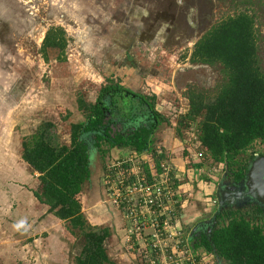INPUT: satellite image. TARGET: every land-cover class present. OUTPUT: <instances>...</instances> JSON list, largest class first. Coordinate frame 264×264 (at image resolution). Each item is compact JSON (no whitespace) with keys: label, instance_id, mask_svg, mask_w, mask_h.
I'll return each mask as SVG.
<instances>
[{"label":"rangeland","instance_id":"rangeland-1","mask_svg":"<svg viewBox=\"0 0 264 264\" xmlns=\"http://www.w3.org/2000/svg\"><path fill=\"white\" fill-rule=\"evenodd\" d=\"M174 1L0 0V136L3 137L0 139V154L5 156L10 140L19 139L22 145L24 139L31 137L43 124H52V142L69 145L71 125L86 120L78 107L79 99L95 104L104 88L119 85L142 99L155 98V110L164 118L155 139L160 134V137L167 136L170 143L172 137H178V130L183 131L186 144L183 146L182 143L174 151L183 160L180 164H187L193 158L196 160L198 154L190 141L197 145L194 134L198 135L199 131L197 127H180L179 122L185 105L189 104L186 94L197 84L190 81L186 88L179 90L176 84L173 85L174 79L184 67H193L194 46L203 35L227 18L241 13L254 18L258 56L264 70V0H200L198 7L188 3L180 13L174 10ZM50 28L65 30L67 47L61 56L58 52L48 51L46 59L42 47ZM126 69L133 72L127 81H123L120 77ZM208 72L216 78L214 84L222 83L221 66H212ZM196 88L197 92L202 90ZM214 90H207L208 95ZM120 103L123 117L125 114L134 117L140 114V100L129 98ZM129 110L134 114H129ZM116 113L113 130H131L130 125L122 124V114ZM12 130L13 137L10 135ZM186 132L193 138H185ZM86 138L89 142L94 140L93 136ZM160 143L157 146H161ZM174 151L168 152L176 159ZM92 153L97 157L95 164L100 171L112 158L111 153L106 159L97 150ZM93 155L91 168L95 161ZM238 160L247 162L249 157L241 155ZM203 165L199 162L193 167L196 169L194 178L202 179L198 184L190 181L174 186L182 193L193 194L180 211L182 219L195 200L194 194L201 193V198L198 196L196 201L201 202V210L192 223L205 218V210L214 208V188L209 184L214 182L216 185L223 173L222 165L217 166L218 171L214 170L216 166H210V172H216L212 173V179L206 174L205 168L209 166ZM12 168L11 165H1L0 177H6L1 175L9 174ZM100 184L102 187L101 179ZM8 208L5 213L9 212ZM62 223L65 227L66 223ZM5 224L6 219L0 218V264H41L42 258L39 257L38 261V256H27L23 246L17 245L20 243L9 246L14 244V236L11 229L3 228ZM65 231L68 234L66 227ZM82 244L78 242L77 255L81 253ZM16 252L20 255L17 256ZM208 258L214 259L212 255Z\"/></svg>","mask_w":264,"mask_h":264},{"label":"trees","instance_id":"trees-1","mask_svg":"<svg viewBox=\"0 0 264 264\" xmlns=\"http://www.w3.org/2000/svg\"><path fill=\"white\" fill-rule=\"evenodd\" d=\"M65 36L62 28L48 30L42 47L46 59L48 51L58 52L59 56L65 53ZM192 62L219 65L224 76L212 95L205 91L186 94L189 104L185 105L179 124L197 127L199 131L198 135L194 134L198 139L195 149L200 147L198 152L202 155L193 162L216 166L215 171L222 165L241 180L247 172L248 161L238 160L239 156L251 158L254 152L264 153V70L258 56L254 18L241 13L217 24L195 45ZM114 91L124 92V88L119 85L104 88L95 104L79 99L78 107L86 120L71 125L69 145L52 142V124H43L22 144V159L38 174L39 185L34 196L40 204L49 207L48 214L66 223L72 242L83 243L75 264H116L106 247L112 236L110 229L92 226L83 213V194L92 177V152L96 149L105 159L112 149L137 154L148 152L149 165L145 169L150 166L156 172L165 156V153L157 156V144L153 141L158 126L164 122L154 109L155 98L145 101L152 124L115 132L113 119L108 120L107 103L103 102ZM122 118L133 120L131 116ZM92 135L94 140L89 142L86 137ZM177 136L183 140V131L178 130ZM186 137L193 138L189 132L185 133ZM193 162L187 165L192 171ZM104 171L105 164L101 182ZM209 185L215 187L214 182ZM212 209L210 216L215 217V224L209 233L206 230L195 236L194 252L212 255L213 264L218 260L225 264H264V210L259 208L254 211L258 214L253 215L246 211L243 215L241 211L220 212L217 205ZM137 261L147 263L139 258Z\"/></svg>","mask_w":264,"mask_h":264},{"label":"crops","instance_id":"crops-1","mask_svg":"<svg viewBox=\"0 0 264 264\" xmlns=\"http://www.w3.org/2000/svg\"><path fill=\"white\" fill-rule=\"evenodd\" d=\"M131 72L133 71L129 69L124 70L123 76L120 78H123V81H125V79L127 81ZM129 92L132 93L131 91ZM158 131L159 130L155 132L153 141L155 140V143L158 144L162 139L160 144L166 150H178L177 148L182 146V143L183 146L186 144V140H182L179 137H172L170 143H168L167 136H161V138L160 134L157 135L158 139L156 140L155 137ZM13 133L12 130L10 133L12 137ZM35 133L36 132L33 134ZM0 139H3V137L0 136ZM13 140H10L9 145L7 144L6 150L9 146L10 147L8 151H6L5 156L3 157V155L0 154V166L11 165V167H13L9 174L1 175L6 177H0V218L6 219V224L3 228L11 229L13 232L12 236H14L12 240L14 244H10L9 246H16V243H20L17 245L23 246L22 248L26 255L32 254L38 256V261L39 257L42 258L41 264H75L74 259L79 255L76 254L77 249H79L78 243L71 241L68 234H66L62 221L52 214H48L49 207L40 204L34 196V191L39 183L36 179L38 178V174H34L22 159V145L19 144L20 140ZM192 142L193 140L190 141V145L193 147L198 145L194 146ZM128 151L129 150L125 149H112L110 153L111 157H118L120 155H125ZM176 155L177 158L174 159V164L176 168H178V171H180L178 174H181V177H183V174L187 176L186 164H180L183 160L180 154L177 153ZM193 161H195V158H193L190 163ZM197 163L193 162L194 166ZM203 166H205V164ZM209 168L210 167L205 168L208 176L211 173ZM194 176V172L193 174H189L188 182L191 181L193 183L194 181L195 184H198L201 178L197 179L196 177L194 178ZM182 182L187 183L185 180ZM211 187L213 186L211 185ZM99 191L100 189L97 191L91 180L83 194L84 215L92 226L110 229L112 236L107 241L106 247L112 261L116 264H139L137 258L131 254V249L125 246V222L122 215L119 211L107 207L104 204V196H101ZM198 196L201 198V193H199V191L196 195L194 194L195 200L192 206L187 208V212L182 219L184 229L186 227V232H191L200 221L211 220L213 218L210 216V211H213V209L207 212L205 210L203 215L205 218L202 217L203 219L197 222L193 221L194 223H192L193 218L197 217V214L200 212L199 210H201L199 209L201 202H196L199 199ZM7 208L9 212L6 211L5 213V209ZM0 229L2 230L1 225ZM16 254L17 256L20 255L19 252H16ZM25 259L27 260L28 258Z\"/></svg>","mask_w":264,"mask_h":264},{"label":"built area","instance_id":"built-area-1","mask_svg":"<svg viewBox=\"0 0 264 264\" xmlns=\"http://www.w3.org/2000/svg\"><path fill=\"white\" fill-rule=\"evenodd\" d=\"M199 149L196 148L198 159L202 155ZM147 153L129 150L105 163L104 204L122 215L125 246L146 264H213L207 254L194 252L180 217L192 194L174 188L184 180L188 182V175L195 171L186 167L187 176L181 177L172 153L161 146L156 148L158 157L165 153L159 171L150 166L146 170ZM212 173L216 172L211 171V178Z\"/></svg>","mask_w":264,"mask_h":264},{"label":"flooded vegetation","instance_id":"flooded-vegetation-1","mask_svg":"<svg viewBox=\"0 0 264 264\" xmlns=\"http://www.w3.org/2000/svg\"><path fill=\"white\" fill-rule=\"evenodd\" d=\"M199 2H200V0H175L173 2V7H174V10L177 9V11H176L177 13H180V11H182L183 8H186V6H188V3H193L195 5V8H196L200 5ZM205 35H203L202 38ZM189 64H191V63H189ZM192 64H193V67H191V66L188 68L184 67V70H182L181 72L178 73V75L174 79L173 85L176 84L177 87H179V90H181L183 88H186L188 82L191 81V82H194L197 84L196 87H199L200 89H202L200 91H205L207 93H208L207 90L210 91V90L215 89L214 91H216V89L218 88L219 85L214 84V81L216 80V78L214 77L213 74L208 72L209 68L212 66L209 64H205V63H193L192 62ZM202 69H205L208 71H205V72L200 71ZM198 72L199 73L201 72L202 74H196ZM215 85H216V87H215ZM196 87L192 88L191 91H197ZM129 98L138 99V101L140 100V104H141V106H140L141 109L139 111L140 114H138L137 117L125 114L124 117L129 118L131 116L133 118V120L127 121L126 119L121 118L122 124L127 125V126L130 125L133 128L134 127H140V126H149L150 124H152L154 121L150 119L151 113H150V108L145 103L146 99H142L138 96H135V94H133V92L130 93V92H127L125 90H124V92H121V91L115 92L114 91V92L110 93L109 96H105V98L103 99V102L106 101L107 108L109 110L108 111V114H109L108 120L114 119L117 115L116 112H120L123 116L124 111L119 110V109H121L120 108V104H121L120 102H125ZM129 105L131 106L133 104L129 103ZM153 106H154V104H153ZM133 108H135V107H133ZM113 109H115V111H113ZM154 109H155V107H154ZM129 111H130L129 114H134V112H132L133 110H129ZM159 127H160V125L158 126L157 130L159 129ZM92 155H93V153H92ZM93 156H94L95 161L93 163L94 167L92 168V179L91 180L93 182V186L96 187L97 191L100 189L99 194L101 196H103L104 191L102 190V187L100 184V179H101L100 174H102V173H101L100 169L98 168V166L95 164V162H98L97 157L95 155H93ZM261 157H264L263 152H254L252 154V157L249 158V160L247 162L248 166L252 162L256 161L257 159H259ZM248 166H247V168H248ZM246 174H247V172H246ZM218 192H219L220 197L225 201L224 206L221 209H219V203H218V198H217ZM247 193H248V191L246 188L245 176L241 180H237L236 177L234 176V174L232 172H230L229 170L227 171V168L225 167V169H223V173L219 177V180H217V184L214 187V194H215V198H216L215 200H216V205L218 206V210L220 212L223 210H227V211L231 210L233 212L241 211L243 215L246 214V211H248V212L251 211L252 212L251 215H253V213L260 210L259 208H261V207H259L257 205L256 200L252 199V201H250L249 197L247 196ZM255 214H258V213H255ZM257 216H259V215H257ZM205 221H207V220H205ZM202 222H204V221H200L198 223L199 225L201 224L200 228H199L200 230H199L198 235H200V233H206V230L208 231L211 227L210 225L202 224Z\"/></svg>","mask_w":264,"mask_h":264},{"label":"water","instance_id":"water-1","mask_svg":"<svg viewBox=\"0 0 264 264\" xmlns=\"http://www.w3.org/2000/svg\"><path fill=\"white\" fill-rule=\"evenodd\" d=\"M245 180H246V188L248 191L247 196L249 197L250 201H252V199L256 200L257 205L262 209H264V157L257 159L248 166L247 174L245 175ZM217 198L219 203V209H221L224 206L225 201L220 197L219 192L217 193ZM202 224L210 225L211 227H213L215 224V217H213L211 220L202 222ZM200 225L198 224L190 232L188 237V241L190 242L193 248L195 247L194 238L199 233ZM209 232L210 229L208 230V233ZM217 262L218 264L221 263V261L219 260Z\"/></svg>","mask_w":264,"mask_h":264}]
</instances>
